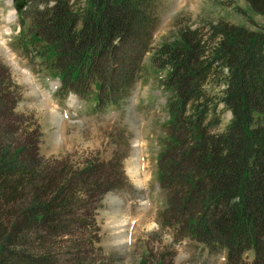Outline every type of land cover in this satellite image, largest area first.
<instances>
[{"label":"trees","instance_id":"trees-1","mask_svg":"<svg viewBox=\"0 0 264 264\" xmlns=\"http://www.w3.org/2000/svg\"><path fill=\"white\" fill-rule=\"evenodd\" d=\"M41 2L46 7L33 5L29 16L34 36L54 52L58 96L93 98V109L101 112L123 103L153 49L157 0H87L83 7L70 0H27ZM246 2L247 23L220 20L206 33L182 29L153 55L155 66L167 71L163 86L169 95L170 126L159 158L161 187L168 192L163 225L211 253L227 251L228 264H246L247 251L255 253L253 264H264V23L255 20L264 18V0ZM3 71L0 264H62L52 254L53 241L91 226L70 263L85 264L88 256L79 247L100 243L97 211L105 194L125 188L124 168L117 157L82 166L47 159L35 147L36 135L22 139L28 131L4 127L20 87ZM210 85H219V94ZM220 104L233 117L215 132Z\"/></svg>","mask_w":264,"mask_h":264},{"label":"rangeland","instance_id":"rangeland-1","mask_svg":"<svg viewBox=\"0 0 264 264\" xmlns=\"http://www.w3.org/2000/svg\"><path fill=\"white\" fill-rule=\"evenodd\" d=\"M22 1L27 0H0V70H6L20 87L13 114H4V127L28 131L22 139L36 135L39 141L35 147L47 159L82 166L89 159L108 162L117 157L124 168L125 188L105 194L97 211L100 243L79 247L88 256L85 262L228 264L227 251L211 253L205 244L182 238L177 228L163 225L161 213L168 192L161 187L158 159L168 138L170 116L165 109L167 94L161 86L167 71L155 66L153 55L182 29L199 28L206 33L210 24L220 20L247 23L246 0H157L159 23L153 49L144 57L140 80L129 99L102 112L93 109V98L82 100L74 93L57 96L62 84L60 72L53 66L54 52L47 42L34 36V20L29 16L33 5L40 10L46 6L43 2L37 6L29 3L17 11ZM86 1L70 0L78 7ZM255 20L264 23L262 16H255ZM208 90L219 94L220 88L210 85ZM220 107L222 123L215 132L224 131L231 119V113ZM8 136L16 138L17 134L8 132ZM89 228L82 234L56 238L52 254L62 264L74 262V247L80 237L89 235ZM244 260L253 264L255 253L245 252Z\"/></svg>","mask_w":264,"mask_h":264},{"label":"water","instance_id":"water-1","mask_svg":"<svg viewBox=\"0 0 264 264\" xmlns=\"http://www.w3.org/2000/svg\"><path fill=\"white\" fill-rule=\"evenodd\" d=\"M24 4H25V1H22V3L18 4V5H17V10H20L21 7H22V5H24Z\"/></svg>","mask_w":264,"mask_h":264},{"label":"bare ground","instance_id":"bare-ground-1","mask_svg":"<svg viewBox=\"0 0 264 264\" xmlns=\"http://www.w3.org/2000/svg\"><path fill=\"white\" fill-rule=\"evenodd\" d=\"M15 15V14H14ZM13 18V16H10V18H9V21L11 22V19ZM15 18V17H14Z\"/></svg>","mask_w":264,"mask_h":264}]
</instances>
